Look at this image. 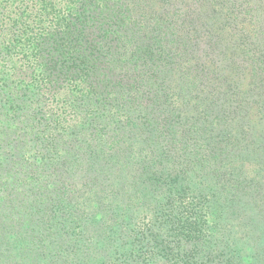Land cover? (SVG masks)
<instances>
[{"label": "trees", "instance_id": "trees-1", "mask_svg": "<svg viewBox=\"0 0 264 264\" xmlns=\"http://www.w3.org/2000/svg\"><path fill=\"white\" fill-rule=\"evenodd\" d=\"M0 264H264V0H0Z\"/></svg>", "mask_w": 264, "mask_h": 264}]
</instances>
